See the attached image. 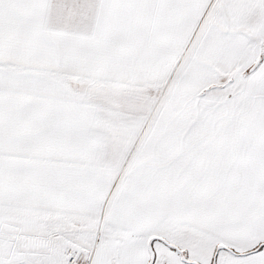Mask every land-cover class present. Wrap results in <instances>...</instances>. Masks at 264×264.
Returning <instances> with one entry per match:
<instances>
[{
    "label": "snow or ice",
    "instance_id": "obj_1",
    "mask_svg": "<svg viewBox=\"0 0 264 264\" xmlns=\"http://www.w3.org/2000/svg\"><path fill=\"white\" fill-rule=\"evenodd\" d=\"M0 264H264V0H0Z\"/></svg>",
    "mask_w": 264,
    "mask_h": 264
}]
</instances>
